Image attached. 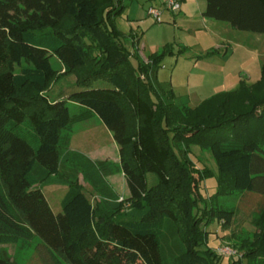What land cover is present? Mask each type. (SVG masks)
I'll use <instances>...</instances> for the list:
<instances>
[{"label":"trees","instance_id":"obj_1","mask_svg":"<svg viewBox=\"0 0 264 264\" xmlns=\"http://www.w3.org/2000/svg\"><path fill=\"white\" fill-rule=\"evenodd\" d=\"M125 1L0 0V245L37 238L42 264H221L207 229L230 227L232 196L264 198V63L247 90L194 110L178 105L170 85L157 83L162 55L144 63L135 54L133 65L121 43L115 22ZM202 17L264 34V0H205ZM53 58L78 91L51 102ZM93 117L118 148L128 191L120 202L94 178L104 163L70 152L72 127ZM193 148L210 155L215 173L196 170ZM210 178L217 195L207 201L197 192ZM52 182L67 188L58 214L42 191ZM254 225L259 233L239 243L230 264H264V208ZM0 264L13 263L0 251Z\"/></svg>","mask_w":264,"mask_h":264},{"label":"rangeland","instance_id":"obj_2","mask_svg":"<svg viewBox=\"0 0 264 264\" xmlns=\"http://www.w3.org/2000/svg\"><path fill=\"white\" fill-rule=\"evenodd\" d=\"M125 2L130 3L129 7L115 22L123 37L121 43L131 58L137 54L144 63L153 56L162 55L157 68V83L170 85L176 104L194 110L207 101L238 91L241 86L247 90L260 82L264 34L237 32L225 24L203 20L201 13L205 0H182L181 9L184 8L185 12L182 18L179 15L181 13L174 18L175 23L168 22V12H164L161 23L148 17L147 9L151 4L158 5L157 0ZM224 47L230 48L233 53L229 58L224 57L223 51H220ZM131 62L136 64L134 58ZM51 65L58 75L45 95L51 102L65 100L71 93L78 91L75 87L76 78L64 74L54 58L51 59ZM68 108L71 115L78 113L75 105L70 104ZM70 140V152L77 156L78 161H89L96 168L104 163V171H94V178H102L104 187L112 190L119 202L126 198L128 191L124 178L116 168L119 164L118 148L99 119L93 117L85 123L74 125ZM190 159L196 170L206 168L215 173L216 167L209 154L193 148ZM61 173L65 177L70 175L66 168H61ZM154 180V176L147 175L148 187L152 186ZM78 183L87 199L93 205L96 204L97 192L92 190L82 176L78 177ZM59 185L52 182L42 188L54 214L61 213V202L67 193L66 186ZM197 194L207 201L215 198L216 179L210 178L201 183ZM226 207L234 211L230 227L224 230L222 224L216 222L207 229L210 234L208 245L218 255L221 264L236 262L242 255L236 250L239 243L259 233L254 221L258 212L264 208V198L252 194L235 195L227 200ZM38 244L37 238L32 241L18 240L0 245V251L13 264H42ZM224 249L234 251L236 256L220 255L219 251ZM242 264L248 263L243 261Z\"/></svg>","mask_w":264,"mask_h":264},{"label":"built area","instance_id":"obj_3","mask_svg":"<svg viewBox=\"0 0 264 264\" xmlns=\"http://www.w3.org/2000/svg\"><path fill=\"white\" fill-rule=\"evenodd\" d=\"M158 5H152L147 9V15L153 18L157 23L162 22V16L164 12H168L171 15L177 16L181 12L182 0H157ZM220 255L226 257H234L236 253L229 249L219 251Z\"/></svg>","mask_w":264,"mask_h":264},{"label":"crops","instance_id":"obj_4","mask_svg":"<svg viewBox=\"0 0 264 264\" xmlns=\"http://www.w3.org/2000/svg\"><path fill=\"white\" fill-rule=\"evenodd\" d=\"M147 1H154V0H147ZM151 5H154V4H151ZM182 11L180 12L181 14H179L180 16H181V18H182V14L185 12V10H184V8L183 9H181ZM204 10H205V7H204ZM204 10H203V12H204ZM203 12L201 13V15L203 14ZM175 17H177V16H174V15H168L167 16V20H168V22H173V23H175V20H174V18ZM203 18V17H202ZM203 20H206V19H204L203 18ZM226 25V24H225ZM230 30H232L228 25H226ZM220 51H223V56L224 57H230L231 56V54H233L232 53V51H231V49L230 48H228V47H224L223 49H220ZM262 63H264V56H262V58H261V64ZM233 83H235V81L233 82Z\"/></svg>","mask_w":264,"mask_h":264}]
</instances>
